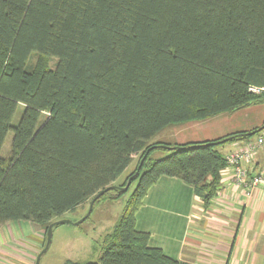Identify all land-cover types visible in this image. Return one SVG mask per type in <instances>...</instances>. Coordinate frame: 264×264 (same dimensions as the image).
Masks as SVG:
<instances>
[{
    "label": "trees",
    "instance_id": "obj_1",
    "mask_svg": "<svg viewBox=\"0 0 264 264\" xmlns=\"http://www.w3.org/2000/svg\"><path fill=\"white\" fill-rule=\"evenodd\" d=\"M251 87H264V0H0V227L48 229L100 191L94 205L137 181L98 260L65 264H189L151 244L138 209L164 176L209 207L226 167L219 146L264 124L212 140L152 139L264 103Z\"/></svg>",
    "mask_w": 264,
    "mask_h": 264
},
{
    "label": "crops",
    "instance_id": "obj_2",
    "mask_svg": "<svg viewBox=\"0 0 264 264\" xmlns=\"http://www.w3.org/2000/svg\"><path fill=\"white\" fill-rule=\"evenodd\" d=\"M252 108L173 124L152 141L167 142L161 137L166 128L178 143L249 132L264 124V104ZM244 140L222 150L224 155L240 148ZM262 169L264 147L257 152L251 173ZM221 174V187L209 207L183 180L161 177L138 209L136 227L150 233L153 246L189 264H264V184L250 187L246 195L248 186L233 183L231 169ZM15 222L20 221L0 227V264H35L38 251L34 243L23 240L22 225Z\"/></svg>",
    "mask_w": 264,
    "mask_h": 264
},
{
    "label": "rangeland",
    "instance_id": "obj_3",
    "mask_svg": "<svg viewBox=\"0 0 264 264\" xmlns=\"http://www.w3.org/2000/svg\"><path fill=\"white\" fill-rule=\"evenodd\" d=\"M53 62L54 61L52 60L51 64ZM259 104L264 103H256L234 112H240L243 111V109L252 107V109H254L256 105ZM21 112L22 107H19L13 123L19 121ZM254 112L255 110H252V113ZM165 130L166 131L161 136L162 139H165L166 141L168 140L167 142H175L172 130L170 128H166ZM12 136L13 133L10 132L6 138L1 153L3 156L10 153ZM238 141L239 140L226 142L219 146V149L224 151L225 148L234 143L236 144ZM162 155H164V153L161 150H156L152 153L153 158ZM136 161L137 156L134 157V160L125 175L116 182L117 184L121 185L123 181H125L127 175L134 171ZM137 183V181H134L130 184V181H128L125 186L127 189L124 190V194L118 199H102L90 209L91 200L78 207L76 211L65 212L63 215L56 217L54 221L65 219L71 222L58 224L53 227L52 241L47 251L42 254L39 264H65L68 259L81 263L97 261L103 248V240L105 236L114 229L115 225L120 220L123 210L137 186ZM129 185L130 187L128 189ZM18 224L22 225L21 233L24 235H22L23 240L28 243H34L35 251L40 253L47 242L46 226L32 224L26 220H20V222L13 223V225ZM18 230H20V228Z\"/></svg>",
    "mask_w": 264,
    "mask_h": 264
},
{
    "label": "built area",
    "instance_id": "obj_4",
    "mask_svg": "<svg viewBox=\"0 0 264 264\" xmlns=\"http://www.w3.org/2000/svg\"><path fill=\"white\" fill-rule=\"evenodd\" d=\"M250 91L255 94H262L264 93V87H251ZM263 147L264 128L255 136L244 140L240 148L225 155V169H231L233 183L248 186L245 192L246 195L250 194V187L260 183L264 184V169L254 174L251 173L254 168L255 156Z\"/></svg>",
    "mask_w": 264,
    "mask_h": 264
},
{
    "label": "water",
    "instance_id": "obj_5",
    "mask_svg": "<svg viewBox=\"0 0 264 264\" xmlns=\"http://www.w3.org/2000/svg\"><path fill=\"white\" fill-rule=\"evenodd\" d=\"M122 189H123V190H126L127 188H126V187H123ZM104 192H105V190H102V191H100V192L94 197V199H93V200L91 201V203H90V209L93 208V205H94L95 200H96L97 198H99L100 196H102ZM70 222H71V221H69V220L61 219V220H57V221H54V222H52V223L49 224L48 229H47V242H46V245H45V247L43 248V250H42L40 253H38L37 258H36V261H35V264H39L42 254L45 253V252L47 251V249H48V247H49V245H50V243H51V241H52L53 227L56 226V225H58V224L70 223Z\"/></svg>",
    "mask_w": 264,
    "mask_h": 264
}]
</instances>
